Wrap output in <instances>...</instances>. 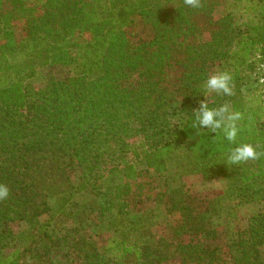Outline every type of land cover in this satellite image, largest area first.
<instances>
[{"label":"trees","instance_id":"1","mask_svg":"<svg viewBox=\"0 0 264 264\" xmlns=\"http://www.w3.org/2000/svg\"><path fill=\"white\" fill-rule=\"evenodd\" d=\"M225 3L226 15L213 20L212 9ZM99 4L0 0V185L9 193L0 199V264H224L211 242L215 206L181 190L167 194L169 210L183 213L169 235L148 231L131 241L114 229L98 250L88 230L123 216L125 199L150 172L224 179L247 213V227L228 244L230 261L264 264V213L255 206L264 200V98L243 92L264 78V0ZM135 14L152 26L145 43L133 40ZM56 64L78 74L27 87L39 68ZM221 73L231 78L229 95L207 87ZM201 103L226 109L219 128L199 125ZM244 145L255 158L230 162ZM70 164L82 173L77 186ZM87 188L94 199L77 204ZM16 223L28 228L22 245L10 229Z\"/></svg>","mask_w":264,"mask_h":264},{"label":"rangeland","instance_id":"2","mask_svg":"<svg viewBox=\"0 0 264 264\" xmlns=\"http://www.w3.org/2000/svg\"><path fill=\"white\" fill-rule=\"evenodd\" d=\"M92 3L96 8L100 5L99 0H92ZM226 3L212 9L211 16L213 20L218 21L226 15L228 10ZM2 8L5 12L8 6L3 5ZM132 32L134 41L145 43L152 38L153 29L141 15L135 14L133 16ZM20 35L21 31L19 28L16 30L14 37L19 41L21 40ZM202 37H208V35L204 34ZM21 54L22 52L19 51L15 56L17 55L16 57H18ZM78 71L79 69L59 64L39 68L36 76L26 81V84L29 89L38 90L44 88L50 79L60 81L66 77L77 75ZM243 92L245 95H261L264 98V84L262 85L260 82L255 81L248 82V84L244 85ZM68 173L71 182L75 186L82 182V173L75 164L69 165ZM106 183L108 184V182H102L100 186L103 187ZM139 186L140 189L136 188L135 194L133 193L125 199L127 205L125 206V214H122L123 216L105 225H100L96 222V225L88 230V235L94 238L97 248L101 253L105 252L108 239L114 229L127 233L131 241H140L143 233L148 231L158 235H169L172 227L181 219L183 213L181 211L179 213L169 210V205L167 204L169 196L167 194L173 190H181L185 195L195 198L199 202L203 201L206 203V207H210L212 204L215 206L216 214L211 219V225L214 229V237L211 238V242L221 251L224 264H232L228 252V244L237 233L247 227V213L246 207L240 206L236 202L237 200H234L226 192V181L224 179L218 177L204 180L201 175L189 174L175 181H170L150 172L148 178L143 179V182ZM138 191L141 195L136 194L139 193ZM144 195L147 197V200L144 199ZM94 197L93 191L87 188L75 196V202L83 205L93 200ZM255 206L261 213H264V200L257 201ZM61 228V225L56 222H53L50 226L54 236L61 234ZM10 229L16 242L22 245L25 241L24 237L28 232L27 226L16 223L12 224ZM260 252L264 263V245L260 249ZM71 264L81 263L79 260H76Z\"/></svg>","mask_w":264,"mask_h":264},{"label":"clouds","instance_id":"3","mask_svg":"<svg viewBox=\"0 0 264 264\" xmlns=\"http://www.w3.org/2000/svg\"><path fill=\"white\" fill-rule=\"evenodd\" d=\"M186 2L192 7H198V0H186ZM230 76L227 73H221L218 75L211 76L207 80V87L213 91H221L225 95L231 94L230 88ZM226 109L221 108L219 111H213L207 108L206 105L201 103L199 109V125L201 127L219 128L221 126V119L216 117H221ZM229 120H235L238 118V114L229 115L227 117ZM235 136V128H231L227 131V138L232 139ZM256 153L253 148L249 145H244L236 148L230 155V162L236 163L239 161H244L249 158H255ZM8 189L3 185H0V199L6 198L8 196Z\"/></svg>","mask_w":264,"mask_h":264},{"label":"built area","instance_id":"4","mask_svg":"<svg viewBox=\"0 0 264 264\" xmlns=\"http://www.w3.org/2000/svg\"><path fill=\"white\" fill-rule=\"evenodd\" d=\"M259 82H260V84L263 85L264 84V78L260 79Z\"/></svg>","mask_w":264,"mask_h":264}]
</instances>
